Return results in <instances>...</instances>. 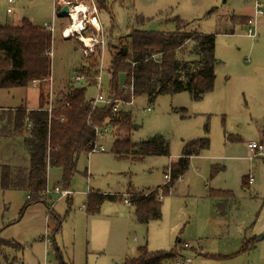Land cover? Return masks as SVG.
Segmentation results:
<instances>
[{
    "label": "rangeland",
    "instance_id": "374dc122",
    "mask_svg": "<svg viewBox=\"0 0 264 264\" xmlns=\"http://www.w3.org/2000/svg\"><path fill=\"white\" fill-rule=\"evenodd\" d=\"M13 1L8 13L7 0H0V25L14 26L23 18L38 27L55 21L52 74L57 91L66 87L81 65L91 63L99 66L103 91L109 93L114 47L133 27L173 31L177 18L182 19L179 25L187 23L189 31L215 35L218 64L214 89L202 99L195 100L188 92L154 100L135 97L129 107L131 127H101L104 136L99 139L105 151L80 154L69 195L55 192L56 187L63 189L62 170L49 167L46 203L30 204L22 213L28 193L4 190L0 179V239L8 242L0 250L3 264H125L138 256L141 247L170 251L177 240L181 242L177 248L191 260L180 264H264V239L258 240L264 235V154L253 156L248 149L250 141L264 145V15L257 19L256 38L247 36L255 27L252 1L107 0L110 12L96 3L93 26L112 32V40L108 47L105 39L93 57L83 54L80 41L60 34L69 19L59 12L75 0ZM245 16L253 18L249 21ZM93 31L90 28L88 33ZM125 81L123 75L120 82ZM32 84L0 89V106L27 108L28 104L37 109L47 98L39 97L41 92ZM96 94L95 87L87 88L88 97ZM157 135L168 141L169 155L133 160L118 158L113 151L117 139L138 146ZM205 137L208 149L190 159L186 172L163 196L158 189L168 181L165 174H170L171 164L179 161L187 143ZM18 145L15 141L10 150L0 148V177L4 164L24 160ZM213 190L231 194H220L218 206ZM131 191L145 196L157 192L162 199L161 216L139 222L134 205L124 201L126 197L131 201ZM90 193L94 200L100 194L106 196L93 211L87 208ZM223 204L226 208L221 211ZM253 238L256 246L242 250L243 241Z\"/></svg>",
    "mask_w": 264,
    "mask_h": 264
},
{
    "label": "trees",
    "instance_id": "16d2710c",
    "mask_svg": "<svg viewBox=\"0 0 264 264\" xmlns=\"http://www.w3.org/2000/svg\"><path fill=\"white\" fill-rule=\"evenodd\" d=\"M96 3L100 9L110 12L106 7L107 0H96ZM56 8L59 10L57 4ZM176 20V29L168 32L133 27L124 41L114 47L108 68V89L112 97L130 101L146 95L154 100L160 95L188 92L199 100L213 91L218 64L215 35L189 31L186 29L187 23L181 26L179 22L182 19ZM141 21H137L139 25H143L144 18ZM111 33L104 30L108 47L112 40ZM52 47V34L27 18H23L19 25H0V89L26 88L39 81L42 96L46 81L52 75V58L49 55ZM80 68L75 72L88 77L86 83H82L85 86L67 84L59 91V102L51 114L44 109L47 102L43 101L39 108L33 110H28L24 105L17 108L0 107V146H8L10 150L13 143L18 141L19 149L24 153L22 162L2 166L1 188L28 193L22 213L30 204L46 203L49 167L62 170L60 183L64 190H69L70 181L77 172L78 158L83 152L90 153V145L97 139V131L108 124L114 128L132 125L130 106H124L119 113L113 112L111 105L92 108L87 88L96 84L94 77L98 75L99 66L89 63ZM123 75L126 81L122 84L120 79ZM28 123L32 125L30 130L27 129ZM208 147L207 137L192 140L184 146L179 161L171 164L170 179L158 189L163 196L166 189L169 190L170 185L186 172L190 158L200 155ZM113 151L118 158L139 160L146 156L169 155V143L159 135L138 146L128 139H117ZM220 194L231 192L215 190L211 193L215 199ZM92 196L90 193L87 202L89 211L95 210L106 198L100 194L94 200ZM130 204L134 205L135 216L141 223L161 216L162 200L157 192L133 196ZM60 224L61 221L56 233ZM180 243L177 240L175 248L170 251L150 252L141 247L138 256L127 259L125 264H176L181 257V249L177 248ZM4 244L8 242L0 239V250ZM255 246L254 240H244L242 250L247 251ZM0 264H3L1 256Z\"/></svg>",
    "mask_w": 264,
    "mask_h": 264
},
{
    "label": "built area",
    "instance_id": "2783aa9c",
    "mask_svg": "<svg viewBox=\"0 0 264 264\" xmlns=\"http://www.w3.org/2000/svg\"><path fill=\"white\" fill-rule=\"evenodd\" d=\"M63 2H66L65 0H61ZM74 4L69 5L67 3V6L69 8V12L66 16V18L69 19V22L61 29V37L62 38H75L82 44L83 48L82 51L83 54L89 55L92 53H95L98 47H104L105 45V34L104 29L102 27L93 26V17L94 14L97 12L96 8V0H83L78 1ZM252 1L254 5V11H255V18L257 16L264 14V0H249ZM7 3L9 4V7L7 8V12H12V5L14 4L13 0H7ZM57 4V2H56ZM77 14V20L78 22L75 23V18L73 17V12ZM43 28L47 31H49L52 34V37L55 34L56 31V24L55 21H53L51 24L45 23ZM94 28V33L90 34L89 29ZM247 36L255 38L257 36L256 33V22L254 29H249ZM54 41V40H53ZM53 48V47H52ZM50 57H53V50L51 49L49 52ZM101 74V73H100ZM86 80H88V77H86L84 74L81 73H74L69 79V83L79 84L82 85V83H86ZM94 80L96 81L95 88L97 90V94L93 97H89L88 101L91 104L92 108H98L101 106H112V110L115 113H119L123 110L124 106H132L134 105V98H132L130 101H123L119 98H114L110 95V93H105L103 91V84H102V76L97 75L94 77ZM34 83H38V86L41 85V82L36 81ZM45 89V95L47 98L46 106L44 107L45 110H47L50 114L54 110V107L56 106L57 102H59L60 94L59 91H57V87H55L53 77L50 76L46 84L44 86ZM132 90V87H130ZM68 106V104H67ZM32 125L30 123L27 124V129L30 130ZM104 134H101L100 131H97V139L90 145L91 152L95 151H105V147L103 144H100V139L103 137ZM248 149L250 151V154L253 156L256 155H263L264 154V145L263 143L250 141L248 143ZM165 177L167 180L170 179V174H165ZM250 180L252 182V178L250 177ZM55 192H61L63 196L69 195L70 190H64L59 187L55 188ZM130 196V195H129ZM126 204H130V200L128 197L124 199ZM188 246V244H186ZM19 264V263H18ZM23 264V263H20ZM178 264V263H177Z\"/></svg>",
    "mask_w": 264,
    "mask_h": 264
},
{
    "label": "crops",
    "instance_id": "0c3cea01",
    "mask_svg": "<svg viewBox=\"0 0 264 264\" xmlns=\"http://www.w3.org/2000/svg\"><path fill=\"white\" fill-rule=\"evenodd\" d=\"M264 15V14H263ZM244 16V15H243ZM260 16H262V15H260ZM260 16H257L256 18H255V20H254V24H255V22H256V29H257V19H258V17H260ZM245 17H247V18H249V21H251V19L253 18V17H251V16H245ZM248 20V19H247ZM249 21H246V22H248L249 23ZM20 23L18 22L16 25H19ZM252 38V37H251ZM74 74V73H73ZM72 74V75H73ZM72 75L69 77V79H71V77H72ZM52 77H53V80H54V84L56 83V81H55V77L53 76V74L51 75ZM57 79V78H56ZM66 79V78H65ZM67 79H68V77H67ZM66 79V80H67ZM69 79H68V83L67 84H69ZM56 84H58V83H56ZM75 85H77L78 87H80V85L79 84H75ZM82 86H85L84 84H82ZM32 87H35L36 88V90H38L39 91V93L41 92V89H40V86H38V83H33L32 84ZM92 87H94V86H92ZM44 91V90H43ZM45 93V92H44ZM40 95H41V93L39 94V97H40ZM43 95H45V94H43ZM90 97V96H89ZM23 101H25L26 102V100H23ZM22 103V102H21ZM26 104H27V102H26ZM22 105V104H21ZM20 104L19 105H14V106H10L11 108H17V107H19V106H21ZM24 106H26V105H24ZM1 107V106H0ZM30 107V110H33L34 109V107H31V106H29L28 104H27V109ZM4 108H8V107H4ZM37 108H39V106L37 107ZM3 144H5V143H3ZM0 148H1V146H0ZM9 149V148H8ZM193 157V156H192ZM191 157V158H192ZM190 158V159H191ZM50 169V168H49ZM49 169H48V172H49ZM61 170V169H60ZM167 174V173H166ZM183 176V175H182ZM180 178H181V176H180ZM179 178V179H180ZM178 179V180H179ZM213 191H215V190H213ZM224 191V190H223ZM225 191H230V190H225ZM139 196L140 194H135V192L133 193V191H131V192H129V194H128V196ZM217 199V205L218 206H220L221 205V200H220V197H218V198H216ZM162 200V199H161ZM226 201H228V199L226 200ZM224 205V204H223ZM225 208H226V206L224 205L223 207L221 206V211H223V210H225ZM261 235H263V234H261ZM262 239H264V236L260 239V240H262ZM252 240H254V238L252 239ZM257 240V239H256ZM255 241V240H254ZM184 246L185 247H187L186 246V243H184ZM180 252H181V257H179L178 259L179 260H177V262H176V264L178 263V264H180V263H182L183 261H184V259L187 261V262H190L191 260H190V258H188V259H186L185 258V256L183 255V252L180 250Z\"/></svg>",
    "mask_w": 264,
    "mask_h": 264
},
{
    "label": "water",
    "instance_id": "95a60500",
    "mask_svg": "<svg viewBox=\"0 0 264 264\" xmlns=\"http://www.w3.org/2000/svg\"><path fill=\"white\" fill-rule=\"evenodd\" d=\"M68 12H69V8L65 5V6H63L62 9L60 10V12H59V16H60V17H64V16H66V15L68 14ZM263 236H264V235H260V236L258 237V240H260Z\"/></svg>",
    "mask_w": 264,
    "mask_h": 264
},
{
    "label": "bare ground",
    "instance_id": "6f19581e",
    "mask_svg": "<svg viewBox=\"0 0 264 264\" xmlns=\"http://www.w3.org/2000/svg\"><path fill=\"white\" fill-rule=\"evenodd\" d=\"M72 14H73V17L75 18V23H77L78 22V20H77V14L75 13V11Z\"/></svg>",
    "mask_w": 264,
    "mask_h": 264
}]
</instances>
